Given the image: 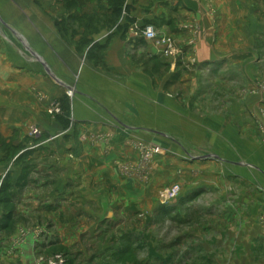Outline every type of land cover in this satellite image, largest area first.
<instances>
[{"label":"rangeland","instance_id":"rangeland-1","mask_svg":"<svg viewBox=\"0 0 264 264\" xmlns=\"http://www.w3.org/2000/svg\"><path fill=\"white\" fill-rule=\"evenodd\" d=\"M231 2L243 28L218 63H200L192 41L178 48L171 37L173 56L144 41L156 52L150 156L141 142L118 171L148 188L125 214L114 183L97 184L92 169L86 179L85 138L72 115L68 127L59 119L75 89L52 65L65 68L68 48L107 70L113 38L133 41L142 27L130 22L131 0L119 18L111 0H0V264H264V0ZM163 23L151 27L170 38ZM173 186L179 195L161 206Z\"/></svg>","mask_w":264,"mask_h":264},{"label":"crops","instance_id":"crops-1","mask_svg":"<svg viewBox=\"0 0 264 264\" xmlns=\"http://www.w3.org/2000/svg\"><path fill=\"white\" fill-rule=\"evenodd\" d=\"M219 2L131 0L129 5L131 18L142 27L162 21V34L178 41L177 47H187L192 41L195 58L200 63H218L229 55L227 42L232 34L240 33L243 28L242 20H233L232 4L235 3L231 0ZM218 11L219 14H216ZM108 36L109 33L102 34L95 40V44ZM144 41L139 38L130 41L123 39L120 34L116 35L108 51H102V62L106 61L107 70L90 63L86 57L81 59L73 49L68 48H61L65 52L61 53L60 63L66 69L56 63L52 65L56 75L66 80L67 88L75 89V93L71 92L74 97L71 102V119L75 126L79 125L78 131L85 138L82 148L87 173L92 169L91 172L97 173V184L114 183L115 188H119L118 196L127 210L123 212L125 214L131 212L129 207L134 201L144 198L142 191L146 192L148 188V183L124 177L118 171L130 160H135L134 146L142 142L141 148L148 149V57L156 52L148 50V44ZM137 59H143L145 65H138ZM174 67L172 63L171 69ZM92 137L98 141L92 140ZM86 179L90 180L89 173ZM82 189L85 191V188ZM56 190L64 192V188L58 187ZM97 199L102 214L106 203L110 201L104 193L99 194ZM58 210L65 212V207Z\"/></svg>","mask_w":264,"mask_h":264},{"label":"built area","instance_id":"built-area-1","mask_svg":"<svg viewBox=\"0 0 264 264\" xmlns=\"http://www.w3.org/2000/svg\"><path fill=\"white\" fill-rule=\"evenodd\" d=\"M133 34H134V36L136 38L144 39V40H147V41H150V42H157L161 46L165 47L164 54L166 56H173L174 53L176 52V49H175V46L173 44L172 39L168 38V37H161L156 32V30L153 27H151V26L145 27V28L136 26L135 30L133 31ZM32 135L33 136L40 135L39 130L34 128L32 130ZM145 151H146V158L145 159L147 160L148 156H150V152L148 153V149H146ZM158 151L159 150H157V152ZM179 193H180V187L179 186H173L171 188H167V189L163 190L160 193V202H161V204H163V205L169 204L171 201H173L175 198H177ZM60 262L51 263V264H61Z\"/></svg>","mask_w":264,"mask_h":264},{"label":"trees","instance_id":"trees-1","mask_svg":"<svg viewBox=\"0 0 264 264\" xmlns=\"http://www.w3.org/2000/svg\"><path fill=\"white\" fill-rule=\"evenodd\" d=\"M126 1L127 0H111V6L113 8V12L115 13V16L117 18H119L122 15L123 8H125L124 6L126 4ZM126 9L128 10L129 6H127ZM130 22L133 23L134 19H130ZM93 49L101 50L102 47H100V49H99V46L97 47V45H96L92 48V50ZM60 106H61V110H62V115L59 117V119L62 121V123L65 127H68L70 125L69 118L71 115V106H70V102H69L68 97L64 96L62 98V100L60 101Z\"/></svg>","mask_w":264,"mask_h":264}]
</instances>
